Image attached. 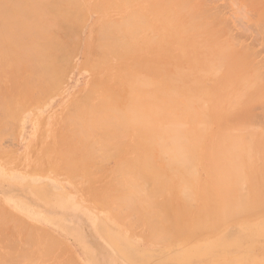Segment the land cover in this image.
<instances>
[{"label":"rangeland","instance_id":"1","mask_svg":"<svg viewBox=\"0 0 264 264\" xmlns=\"http://www.w3.org/2000/svg\"><path fill=\"white\" fill-rule=\"evenodd\" d=\"M155 1L156 0H140L138 2V9H142L144 11L143 13L151 22L152 20L156 21L157 16V11L154 10V8L151 6ZM184 1L187 2V6L191 10V12L196 15L197 20L199 19L203 23V26L200 30L202 33L198 40L202 42H204L205 40H209L213 43H217V45L220 46H218L219 49L222 48L225 54L227 53L229 55H232L231 53H233V59L239 58L245 65H248V68L246 67L245 73V75L248 74L247 79L251 74V76L253 77L256 76L257 83L261 84L259 83L260 80L258 79V75L261 76L259 78L262 79L263 77L264 79V0ZM86 2L91 4L94 3L95 0H82V3L85 4ZM117 2L119 1L117 0ZM127 8L128 10L131 9L130 7ZM112 14L114 20H119L121 17L119 13L113 12ZM99 15L100 13H86L78 27L69 31L68 37H70L67 43V50L69 51L68 59L66 62H64L62 72L58 81H56V84H53V86H50L52 90L50 89V87H47L46 89L44 88V90H34L37 91V93L33 91L32 94L27 97L28 99L25 98V100L22 102L18 101L17 104L13 105V108L15 109V115L14 117L13 115H11V120L9 119L3 121L7 115L4 117V113L0 108V264H9L10 262L12 264L13 262L14 264H58V261L61 262L59 264H264V210L258 212H256L255 210V212H253L251 215H242L238 217V219H233L232 222L221 223L217 225V228L215 230H209L207 228L209 231H198L196 232L195 237L193 235H187L186 232H184L178 224V218L181 219L182 222V220H184L183 217L186 215L183 216L182 214V217L178 216V212L183 213V211H185L184 209L186 208L185 204L189 203L187 204L189 206L194 201V196L196 197V195H194L193 191L190 194V202H187L184 198H182L183 201H186V203L184 204L185 201L183 202L181 201V199H177V197L180 198L181 195L183 197V193H181L180 191L177 192L175 190L176 188L174 189L167 187L166 191L163 188L162 190H164L166 193L162 191L161 192L165 195L163 194L162 196L159 194V198H154V196H152L151 194L154 193L153 190L157 183L154 180L152 181V178L149 179L150 177H146L147 175L145 174V172V178L144 176H142V178H144L145 180H141V173L139 174L140 176H138L144 183H146L148 178L147 184L139 182L140 180L137 182L134 180L131 181V179L136 180L138 172L143 171V162L147 160L144 155L146 152H148V156L150 153L152 155V152L150 151L152 148V151L154 152L153 155L155 154L156 156H154L156 158L154 156V158H151V155L149 158L153 159V161L156 162L159 159L157 164L160 163L161 168H159L161 170L163 169V163L158 157L159 154H157L162 150H154L151 140L147 139L148 143L145 142V144L147 145L144 148L146 149L145 151L143 148H141L140 150L136 148L137 150H134V140L136 139V137L134 138V130L130 132L126 131V133H129L127 135L128 139H126L124 136V141L122 139H117L119 143L125 142L124 144L126 145V147L125 145H123V143L122 146H117V142L115 143L114 141H111L113 138V140L117 141L115 138L117 131L114 130L113 132V130L110 129V127L112 126H109L108 130L105 129L108 127L105 125V123L104 130H106V132L110 130V136H112L114 133L115 134L114 136H112L113 138L111 137V140H108L109 144L108 146H106L107 149L105 148L107 152L105 153V151L99 150V154H95L96 157H98H95L94 159L92 158L94 149L96 148V150H98L101 149V147L104 148V146L102 145H105V143H103V139L106 137V133H104L103 136V129L97 127L100 134L98 133V131H96L97 135L95 134L94 137L93 134L92 136L90 130L88 131L87 128L90 124V121H94H87L89 122L87 125L85 121L88 118L87 117L86 119L81 120L80 123H82L81 125H83V129H85V125H87V128L85 130L88 131H86L88 134H91V140L87 138V133H85V135H80V133H78L82 138L81 142L78 141L80 137H77V142L75 139H73L74 142L70 141L72 136L73 138H76V136L78 135L76 134L70 136V133H73L72 131L68 133L70 130L67 132L66 128L73 130L75 126L80 124L79 122H77V124L73 126V123L71 121H66L67 115L71 113L70 110L73 103L79 102L80 100L85 98L88 93L91 92L89 95H92L93 99H87L88 104L91 103V105L95 106V113L97 114V105H95L97 99L95 98L97 93L99 94V92L96 91L94 85L96 83L102 84L107 80L109 85L116 89L115 92L118 91L117 93L119 94L120 91L119 89L121 84L120 81L118 82L120 61L118 59H112L108 67H106V65L98 66L99 69H96L94 67L92 68L86 64V56L89 49L91 48L89 44L92 45L93 42L94 44H96L94 34L96 29L99 27V22H97ZM156 22L158 23V21ZM148 36L154 37L155 33H151ZM137 49L140 56L146 55L147 53H153L152 55H156V53H158L157 50L159 51V49L156 50V48L151 49V51L147 50L146 46H144L141 41L138 43ZM228 51H230L231 53H229ZM161 54H163V52H161ZM172 54H175L173 53V48ZM248 55L250 57H248ZM157 57L159 56L157 55ZM249 60L252 61L250 62ZM188 61L189 59H185L180 62L178 61L175 65L174 63L171 65L167 62L165 66V74L168 75L169 71L174 74L173 71L175 70L176 72V69H178L179 67V70H182V66L184 68V70H182L183 72L186 71L188 73L190 72L189 74H191L194 64ZM255 68L258 69L254 70ZM7 69L8 67L2 69V72H6ZM227 70L229 71V69L226 68L220 69L218 75L221 74V76L224 77L225 75L223 74L224 72L226 74L228 72ZM2 72L0 71V73ZM261 72L263 73V75H261ZM173 74H171L172 77ZM151 75L155 74H149L145 72L143 74L145 78H150L152 77ZM171 75L169 74L168 76ZM6 76L8 77L5 80L4 78H6ZM3 77L4 75L2 76V78ZM4 78L3 81L7 82L9 79V75L6 74ZM203 78L204 80L202 79V81H204V83L208 87L214 86L216 80L215 78L211 76V78L209 77L208 79V75ZM210 81H213V83ZM131 85L133 86V84ZM4 86L7 87L3 84L2 87ZM128 86L129 85H127V87H124L125 91L122 90V94H126L128 90L130 91L132 89H130V86ZM127 88L129 89L127 90ZM5 90L6 88L4 90L1 89L0 91H3V93H5ZM92 90L96 95H93ZM132 91H130L131 94L133 93ZM136 91L137 89L135 90V92ZM255 92L256 90L252 89L249 90L247 94L253 95ZM0 93V95L3 94L2 92ZM117 93L114 94V96L119 105H117L116 107L115 104L114 106L116 108L122 107V110H124L125 108H123V105H125L126 107L129 106V102L126 103L128 101V98L126 99V102L123 101V105L121 106L122 103L117 99ZM29 99L31 100L29 101ZM22 104L27 105V107L23 106ZM126 104H128V106ZM84 106L87 108V105ZM84 106L81 105V111H84L86 109ZM104 106V109L109 110V113L107 111L106 114H111L112 110L109 109L110 106ZM100 107L99 111L101 110ZM101 108L103 109V107ZM115 109H113L112 112L116 111ZM106 110L102 112L105 113ZM234 112L233 122H238L241 124V127L236 129V132L239 131V133H241L243 136L246 135L247 138L249 136L251 137L253 134H258L261 138L262 136L264 137V95L261 100H256V102L252 105L243 106L241 103V105L234 109ZM114 117L112 119L113 121L115 120L117 122L116 124H118V122H121V120L119 121L117 116ZM247 117L249 121L247 119V121L245 122ZM212 122V125H207V130L204 136V149H208L210 147L212 143V141L210 140L212 136H216L219 131L218 128L220 127V125L229 124L228 122L222 121L219 122L221 124H219L218 126V122H216V120H212ZM69 124L71 126H69ZM92 124L93 123H91L90 128H94L97 123L94 125ZM81 125L78 126L81 127ZM97 126L99 125L97 124ZM93 128H91V130H93ZM115 128L118 129L117 135L120 134L119 132L121 131H119V128L122 129V126L117 125ZM139 128V132L141 133L144 128L143 126H139ZM111 132L112 135L110 134ZM101 134L102 138L104 137L103 139H99ZM83 136L86 137L84 141ZM110 136L107 137L110 138ZM63 137H65V140L63 139ZM68 137H70L69 142L67 139ZM143 138L146 139V137L142 136L140 139L141 144H143L144 142ZM110 141L112 143L114 142V144H112ZM88 142L94 143L95 148L90 146L91 143L88 144ZM98 142H102L103 144L99 145ZM135 142H137V139L135 140ZM150 142L151 145L148 146ZM255 142L258 141L255 140L254 143ZM256 144L257 143H255V145ZM87 145L92 147L93 150L90 147L86 148ZM68 146V152L70 150L72 155V157L68 158H78L76 159L77 162L75 161V165H79L78 168L80 166L82 167H80L81 169L79 168L80 171H78L77 173L73 169L76 166H70V162L69 165L65 163V158L67 155L63 152L67 150ZM82 146L86 149H84ZM80 147H82L84 150L82 149L81 151H79L81 149ZM71 148L75 149L76 152L73 151V149L71 151ZM78 148L80 149L78 150ZM108 148H111L109 149L111 150L110 155H107L109 153ZM112 148L116 150L120 149L121 152L119 153V151H114V154L112 152ZM88 149L92 150L90 151L91 154H89V152L86 153ZM135 151H137V154L140 155V158L142 157L141 159H143L144 161H142L140 158L139 160L137 156H135L137 155L135 154ZM73 152L76 153V157L75 155L73 156ZM100 152H104L105 155L103 154V157L99 156ZM83 154L85 156L89 155L91 156V158L86 157L85 159ZM79 156L83 157L80 159ZM259 156L262 160V153L258 155V157ZM135 157L138 159L139 163L141 162V164L137 163V165L135 166V170L133 168L134 164L130 165V170L128 168L127 161L129 162V164H132L135 161ZM87 159H89V161ZM260 159L258 158V161ZM78 160H84V165H86L87 169L83 165V163L78 164ZM150 160L146 163L151 165L152 160ZM261 160L260 162L257 161L258 163L255 162L256 166L264 168V166H262L263 162ZM72 161L74 160H71V162ZM198 161L195 162V165H197L193 169L196 168L197 172H194L197 175L200 183H203L202 181H204L205 184L208 182V172H206L205 169L207 165V156H203L202 154L199 155ZM87 163H91L89 165L92 166L88 165V167ZM123 163H125L126 165ZM121 164H123L125 167H122ZM150 165L146 164V168H151ZM118 166L120 168H125L124 170L122 169L125 174L123 172L121 173V170L119 171V173L124 175H126L125 170H127V174L134 170L132 172V176L135 177L133 178L131 176V173H129L131 177L129 178V181L128 179H126L127 176L124 177L123 175H118ZM137 168L140 169V171L137 172ZM145 171H147V169H145ZM3 172L5 173V177L2 176ZM247 175L251 176V172L250 175L249 173ZM254 175H252L253 177L251 176L250 178L247 176V179L249 178L248 180H252V182L249 183V181L247 180L248 182L246 183L250 184L248 185V187L250 188L247 189V187L244 186L241 189L242 195L251 194L249 191L252 189L251 185L253 184V187L254 182L255 185L257 184V182H261L258 178L259 175H257L258 181H255L257 180V178L256 174ZM126 180L129 182L128 186ZM118 182H120V184ZM130 182H133L134 184L131 185L132 183L130 184ZM136 183H139L138 185L140 187L143 183L145 185L143 186L144 189L148 184L150 185L149 188H146L148 192H146L147 190H144V192H142L144 194L148 193V196H144L143 194V197L146 198L143 199V201H145L141 204L139 203L142 201L141 190H139L140 187L136 188L138 190L137 192L140 191V193L135 192V189L133 190ZM121 184L124 188L120 187ZM117 188L120 193L114 192V190L116 191ZM119 188L124 191L122 192L121 190H119ZM208 188H210V190H214V187L212 185ZM173 189L174 193L176 195L178 194L177 196L175 194L172 195ZM245 189H247L248 192L245 191ZM38 191H46L51 198H49L48 201H44L42 198H40L39 200V198L37 197ZM195 191L196 190H194V192ZM108 193H112L110 194L111 196L115 194L112 196L114 202L111 200V196L109 197V199H107V196H109L107 195ZM130 194H134V196L136 195V198H132L134 196ZM139 194L141 196V199ZM157 194L158 193H156V195ZM116 195L118 196L116 197ZM119 195H121L122 197L128 196L130 198H127V200H125V197H123L124 201L120 199L122 201L120 202L118 199L120 197ZM137 195L139 199L137 198ZM150 195L152 197H150ZM222 196L224 197L223 194ZM61 197L64 200L63 206H59L56 203L61 199ZM103 197L104 200H102ZM223 197L219 198L220 202L223 200ZM131 198L132 200L128 201ZM147 198L148 200H146ZM167 198L169 199V201H166L168 200ZM171 198L172 202L170 201ZM153 200L161 207V209L156 208V211H160L158 220L161 221L159 223L158 220H156V215L159 214H157V212L155 211V206L157 207L158 204L156 205V203L154 202L155 205L153 204V210L151 209L152 204L150 207V203H153ZM197 200L198 198L193 202L194 204L192 203V206L194 207L193 210L192 208L190 209V212L191 210L192 212L190 213L189 210L187 211L188 213H190L187 216V218H189V222L196 216L197 213H200L199 211H202L203 205L200 203H196ZM18 201L28 208L32 209L36 213L44 214L45 216H47L52 224L49 221L47 223H41L40 221L30 220L24 213L17 209L16 203ZM126 201H128L126 203L127 208L131 206L130 209L133 208L131 204L136 205V201L141 205V209L145 206L148 214L143 210H141L143 211L141 212V214L145 215L146 213L148 217L144 215H141L142 217L144 216L143 219L142 217H140V207L138 208L139 212L137 215L136 209V212L133 211L134 208L131 209L133 211V213H131V211H129V209H127L126 207H121L122 205H124L123 202ZM117 202H120L122 205L119 204L121 206H118ZM165 204L166 206L168 204L172 207L170 208V211L174 209L173 214L175 215H172V212H169V210V213H167V208H164ZM181 204L183 207H181ZM162 208L165 210H162ZM181 208H184L183 211ZM189 208L190 207H188V209ZM151 211H154V213H156L154 214ZM162 211L164 212L162 213ZM166 213L169 215H166ZM149 214L151 220L156 218V221H153L154 224H156H153L154 226H152L154 227L153 229H155L156 233H160L157 231H160L164 228L163 224L166 221L171 222L174 220L175 222L173 221V223L175 224V230L169 228L171 230L169 231V233L171 234H167V231L165 235L160 236L162 238H159L158 236L159 239H157V236L155 237L149 232L152 227L150 229L148 227L151 224H148L149 226L147 227V223L149 222ZM162 214L169 216L170 220L168 219L169 221L166 220L162 223ZM184 214H186V212H184ZM171 216H174V218H172ZM140 218L142 220H140ZM165 218L167 219V217ZM167 224L165 223L164 225ZM169 224L167 226H169ZM167 226H165V228H168ZM157 227L158 230H156ZM103 231H108L111 233V235H117L118 237L121 236V238H119L121 241L119 243L120 249L118 248L117 244L114 245L108 241L107 237L105 236V232ZM172 231L177 234V237H175L176 234H172L174 233ZM29 234L32 237H30ZM166 234L169 235V237H167ZM150 235L155 238H151ZM172 236L175 237V239H173ZM164 237H166L167 239L169 238V241L166 240V238L163 241ZM171 238L172 240H170ZM81 241H83V244L86 246H83ZM166 241H168V243H166ZM197 241L200 243L198 246H196ZM220 242L222 243L220 244ZM25 246H27L28 248ZM11 258H13V260ZM141 258H143V260H141Z\"/></svg>","mask_w":264,"mask_h":264},{"label":"bare ground","instance_id":"2","mask_svg":"<svg viewBox=\"0 0 264 264\" xmlns=\"http://www.w3.org/2000/svg\"><path fill=\"white\" fill-rule=\"evenodd\" d=\"M118 1L119 2H117V0H95L94 3L90 4L86 2L84 4L82 3V0H0V71L2 72V69L8 67L6 72L5 71L3 72L9 75V79L6 82L3 81V78L5 77L6 74L3 72L0 73V90L1 89L4 90L6 88L5 93H3V91H0L3 93L2 95H0V108L1 111L4 113V115L3 114L2 115L4 117L7 115L6 116L7 118L5 117L3 121L9 120L12 117L11 115H13L14 117L15 109L13 108V105L17 104L18 101L21 102L24 101L25 98L29 97L34 90H44V88L46 89L47 87L49 88L50 86H53V84H56L55 82L58 81L62 72L64 62L67 61L69 55L68 53L69 51L67 50V43L70 37V36L68 37L69 31L71 29L78 27V25L81 23L84 16L86 15V13L88 14L91 12L100 13L99 18L97 20V22H99L98 23L99 27L96 29L94 34L96 44H94V42L92 43V45L89 44L91 48L89 49L86 56V64L92 68L94 67L96 69H99L98 66L106 65V67H108L112 59L114 58L118 59L120 61L119 76H118V82L120 81L121 84L119 89L120 91L119 94L117 93L118 91L115 92L116 89H114V87L109 85L107 80L102 84L96 83L94 85L95 86L94 88L96 89L97 92H99V94L98 93L97 95L94 94L93 90L92 93L93 95H96V98L95 96L94 98L97 99L95 105H97L96 107L98 113L97 114L95 113L96 108L94 105H91V103H89L90 105L88 104L87 99L89 98L93 99L92 95L91 96L89 95L91 93L90 92L87 94L88 96L86 95V97L80 100L79 102L73 103L72 108L70 110L71 113L66 117L67 118L66 121L67 122L71 121L73 123V126H75L77 122L80 123L81 120H84L88 117L85 120L87 125L89 123L87 121L89 120H93L94 122L90 121L88 128L87 125L85 124L84 125L86 126L85 129L87 128L88 131L90 130L92 136L94 134L95 137V134L97 133L96 131H98L97 127L103 129L102 131L103 133L101 132L103 136L104 133H106V137L105 138L103 137L104 139L102 138V134L99 138V139H103V143H105V145L102 142L101 143L98 142L99 145L103 144L102 146H104V148L101 147V149L97 148L98 150H96V148L94 147L95 144L90 142L92 144L91 145L88 142L90 146L95 148L92 153L93 156L92 158L95 159L96 155L99 154L98 153L99 150L101 151L103 150L105 151V153L107 152L106 146H108L109 144L108 140H111V137L114 136L115 134L114 133L112 135L111 132L110 134L112 136H110L109 135L110 130L108 132L104 130L105 123H106L105 125L108 126L105 129L108 130L109 126H112L110 127V129H112L113 132L114 130L118 132V129L115 128L117 125L122 126V129L119 128V131H121L119 132L120 134L117 135V132L115 131L117 136V137L115 136L116 140L117 139L123 140L124 137L128 139L127 138V135L129 134L128 132L134 130V134H135L134 138L136 137L137 139V142H135L136 139L134 140V148H135L134 150L137 149L140 150L141 148L144 149L147 146L145 144V142H147V139L151 140L152 147H154V150L157 151L162 150L159 153H157L159 154V156L158 155L157 156L161 159L160 161L163 163L162 164L163 169L162 170L160 169L161 168L160 163L157 164L159 160L158 158H157L158 160L155 159L157 160V162L151 159L155 155V154L153 155L154 152L152 151L153 149L152 147H151L152 149L150 150L152 152V155L150 153L148 156L147 155L148 152H146L144 155V157L147 159L146 160L144 158L146 161L141 159L142 157L140 158V155H138L137 151H135V154H137L135 156H137L138 159L140 158L142 161L145 162V163L143 162L142 165L143 171H140V169L137 168V172L140 171L138 172L137 176L141 173L140 174L141 180L142 179L145 180L144 178L146 174L147 175L146 177H150L149 179L152 178L151 180L152 181L154 180L157 183V185L153 190L155 195L154 193L151 192L152 193L151 195L154 196V198L156 199L159 198L160 195L163 196L164 193L162 192H165L166 188L170 187L174 189L176 188L175 190L177 192L180 191L181 193H183V197L180 194L181 195V196L179 195L180 198L177 197V199L179 200L181 199V201H183L182 198H184L187 202H190L189 201L191 197L190 194L193 191L194 195H196V197L193 195L195 198L194 201L198 198L196 203L202 204L203 207H202V211H199L200 213H197L196 216L189 222L188 220L189 218H187V216L192 212L194 208L192 206V203L194 201L191 200L193 201L190 204L191 206L190 205L188 206L187 204L189 203H186L185 200H184L185 202L183 201L184 204L186 203L185 204L186 208L185 207H184L185 209L181 208L182 211L183 209L185 211H183V213L178 212L179 213L178 216L182 217V214L183 216L184 215L186 216L183 217L184 220H182V222L181 219L178 218L179 220L178 224L180 225V228L184 232H186L187 235H193L195 237L196 232L198 231H206L208 229L215 230L217 228V225L221 223L232 222L233 219H238V217L242 215H247V216L251 215L253 212H255V210L256 212L264 210V168H261L259 165H258L259 167L256 166V163L260 162L261 160L260 156L258 157V155H260L261 153H262L261 161L263 162L262 166H264V137L262 136L261 138L258 134L257 135L253 134L250 137L249 135L251 134H249L248 135L249 137L247 138L246 135L243 136L241 133H239V131L236 132V129L241 127V124L238 122H233V116L235 113L234 109H236L239 105H241V103L243 106H247L254 104L258 99L261 100V98L264 95L263 77L261 79L259 78L261 76L258 75V79L260 80L259 83L261 84H258L256 76L253 77L251 76V74L247 79L248 74L245 75V73H246V67L248 68V65H245L242 60H240L239 58L233 59L232 56L233 53H231L230 51L228 52L231 53L232 55L226 53L227 55H229L227 56L225 52L222 50V48L219 49L220 46L217 45V43H213L209 40H205L204 42L198 40L202 33L200 30L203 26V23L199 19L197 20L196 15L191 12L189 7L187 6L186 1L156 0L155 2H153L151 6L154 8V10L157 11L156 21H158V23L155 20L154 21L152 20V22L148 20V17L143 13L144 11L142 9H138L139 8L138 2L140 0H118ZM127 7H130L131 9L128 10ZM113 12L120 14L121 17L119 20L113 19V14H112ZM151 33H155L156 37L148 36ZM140 41L144 44V46H146V49L149 51H151V49L153 48H156V50L159 49V51L157 50L158 53H156V55H152L153 53L152 54L147 53L146 55L140 56L137 49L138 43ZM172 48H173V53L175 54H172ZM161 52H163V54H161ZM157 55L159 57H157ZM248 57L250 56L248 55ZM185 59L186 60L189 59L188 62L194 64V67L193 68L191 67L192 68L191 74H189L190 72L188 73L186 71L184 72H186L187 74L184 73L182 71L184 70L183 66L181 67L182 70L181 69L179 70L180 67L176 69L177 73L175 72V70L173 71L174 74L171 73V71H169V74L170 75L173 74V77L172 75L168 76L169 74L168 75L165 74L166 71L165 66L167 62L170 63L171 65L174 63L175 65L176 62L178 61L180 62ZM222 68L229 69V71L227 70L228 72L226 74L224 72L223 74L225 75L224 77L221 76V74L218 75L219 70ZM257 69L258 68H255L254 70ZM144 72L149 74L154 73L155 75H151L152 77L150 78L147 77L145 78L143 76ZM3 75L4 77L2 78ZM207 75H208V79L209 77L211 78V76L216 79V80L214 79L215 80L214 86L208 87L204 83V81H202V79L204 80L203 77ZM261 75H263L262 72ZM7 77L8 76H6V78L4 79L6 80ZM210 82L213 83V81ZM2 83L7 87L5 86H4L5 88L2 87L3 85ZM131 84H133L134 87ZM127 85L130 86V87L128 86L130 89L132 88L130 91L134 89L132 91L133 92L132 94L128 90L129 88H127L128 91L126 94L125 93L122 94L123 93L122 90L125 91L124 87H127ZM136 89L137 91L135 92ZM252 89L256 90V92L253 95L247 94L248 91ZM34 92L37 93V91ZM116 93L118 95L117 99L119 100V102L122 103L121 106L123 105V101L126 102V99L128 98V101L126 103L129 102V106L128 104H126L128 107L123 105V108H125L124 110H122V107L116 108L117 105H119V103L117 102L114 96V94ZM30 100L31 99H29V101ZM103 104L109 105L110 106L109 109H111L112 111L113 109L116 108L115 109L116 111L112 112L110 110L111 114H106L107 111L109 113V110L104 109L105 106ZM22 105L27 107V105L24 104ZM81 105L82 106L87 105V108L84 106L86 109L84 111H81L80 110ZM100 106L103 107V109ZM99 107L101 109L100 111H99ZM104 110H106L105 113L102 112ZM114 116H117L119 121L121 120V122L120 123L118 122V124H116L117 122L115 120L113 121L112 119ZM247 119L248 117L246 118L245 122L247 121ZM212 120H216V122H218V126L219 124H221L219 122L222 121L228 122L229 124L226 125L222 124L220 125L219 128L216 126L219 129L218 133L216 134V136L215 135L212 136L210 140L212 141L210 147L208 149H204L205 146L204 136L207 130V125L209 124L212 125L214 122V121L212 122ZM91 123H93L92 125L96 123L99 125L97 126L96 124L95 126L96 128L94 127L97 130H95L93 127H91L93 128V130H91L90 128ZM81 124L82 123L78 125ZM78 125L75 126L74 129L72 128L73 130L66 128L67 132L70 130L68 133L72 131L73 134L70 133V136L77 134L78 135L76 136L77 138L80 137L78 133H80V135L82 134L85 135V133L88 132L87 130L83 129L84 128L82 127L83 125H81V127ZM69 126L71 125L69 124ZM139 126L140 127L143 126L144 128V129L142 128L143 131L141 133L139 132L140 130ZM126 131L128 132L126 133ZM91 134L89 133L87 135V138L89 140H91V136H90ZM107 136H110V138ZM142 136L146 137V139L143 138L144 139L143 144L140 143V139ZM83 137H84L83 138L84 141L86 137L85 136ZM64 138L65 137H63V139ZM76 138H73L72 136L71 138L72 140L70 139V137H68L67 139L68 142L69 139L72 142H74L73 139H75L77 142L78 138L77 139ZM113 139L111 141H114L115 143L117 142L118 143L117 146H122V143L123 145H125L124 144L125 142L119 143L118 140L115 141ZM81 140L82 138L80 137L78 141L81 142ZM255 140L258 141L255 142L257 143L256 145L254 143ZM114 142L111 143L114 144ZM149 145H151V142L150 144H148V146ZM69 146L67 150L63 152L64 154L67 155V156L65 155L66 156L65 163L69 165L70 162L71 163L70 166L73 167L76 166L75 167L76 169L75 168L73 169L77 173L78 171H80L82 167L80 166L81 168L79 167L80 168L79 169L78 168L79 165L78 166L75 165V161L77 162L76 159L78 158L75 159L68 158V157H72L70 150L68 152ZM90 146L87 145L86 148H89ZM82 147H80L81 149L78 148V150L80 149L79 151H81L83 148L86 149L85 147L83 148ZM92 147L90 148L92 149ZM72 149L73 148H71V151ZM109 149L111 148H108V150ZM88 150L86 151V153L89 152V154H91L90 151H92L93 149L92 150L88 149ZM112 150L114 154H115L114 151H119V153L121 152L120 149L116 150L112 148ZM145 150L146 149H144V151ZM73 151H75V149H73ZM75 152H73L72 154L73 156L75 155L76 157L77 155ZM108 152L109 153L107 155H110L111 150H109ZM105 153L100 152L99 156L103 157ZM201 154L203 156H207V165L205 169L206 172H208L207 181L209 183L207 182L205 184L204 181H202V179L201 181L203 183H200L197 175L195 174V172H197L196 168L193 169L194 167H196L197 164L195 165V162L198 161L199 155ZM150 155L151 158H149ZM83 156L85 159L86 157L91 158V156L89 155L85 156L83 154ZM83 156H79V158L81 159ZM257 157L260 159L259 161ZM137 158L136 157L134 158L135 161L137 162L134 161V163L132 164L131 163L129 164V162L127 161L128 168L130 165L134 164L133 168L135 170V166L137 165V163H139ZM150 159L152 160V163L154 162L153 164L151 163V165L146 163L149 162ZM71 160H74L72 161L73 163L71 162ZM87 160L89 161V159ZM81 161H79L78 164L83 163L84 165V160ZM89 164L87 163V166ZM123 164H121L122 167L124 166ZM139 164H141V162ZM146 164L150 165L151 168L150 167L146 168ZM84 166L86 167V165ZM122 167L121 168L119 167L120 169L119 168L117 169L118 175L120 174L123 175L124 177L126 176L128 177L129 173H131L132 176V172L134 170H132V172H129L128 174H127V170H125L126 175H124L125 172H123L122 169L124 170L125 168ZM145 169H147V171H145ZM119 171L121 173L123 172L124 174L119 173ZM250 172H251V176L256 174V178L257 175H259L258 178L261 182L259 183L257 182L256 185L254 182L253 187H252L253 184L251 185L252 189L249 190L251 194L242 195L241 189L244 186H246L247 189L250 188L248 187V185L250 184L246 183L248 181L249 183L252 182V180L251 181L248 180L251 176H248L247 174L249 173L250 175ZM2 176L5 177L4 172ZM137 176H136V180L131 179V181L132 180L136 182L139 181L140 177L138 176L139 177L138 178ZM142 176H144V178H142ZM247 176L249 177L248 179ZM127 177L126 179L130 181L129 179L131 178L130 175L128 178ZM132 177L134 178L135 176ZM258 178L257 180L255 179L253 180L258 181ZM141 180L139 182H143ZM147 182H148V178L146 183L144 182L143 183L147 184ZM118 183L120 184V182ZM128 183L129 182L127 181V186L129 185ZM143 183L141 186L142 189L138 185L139 183L138 184L136 183L135 188H133V190L135 189L134 191L137 192L138 190L136 188L140 187L139 190H141L142 199L140 194L139 196L142 201L143 199L146 198L143 197L144 193L142 192H144V190H147L146 188H149L150 186L148 184L147 187H145L144 189L143 186L145 185ZM130 184L133 185L134 183L130 182ZM211 185L214 187V190H210V188H208ZM120 187H123L122 184L120 185ZM163 188L165 191L162 190ZM174 189L172 195L175 194ZM247 189H245V191L248 192ZM119 190H121V188H119ZM194 190L196 191L194 192ZM121 191L123 192L124 190ZM114 192L120 193V191H118V188L116 189V191L114 190ZM146 192H148V190ZM137 193H140V191ZM156 193L158 194L156 195ZM110 194L112 193L107 194L109 195L107 196V199H109V197L111 196ZM222 194L224 195V197L222 196ZM37 195H38L37 197L42 198L44 201H48L49 198H51L46 191H38ZM151 195L150 197H152ZM112 196L110 198L114 202ZM117 196L118 195H116V197ZM119 196H120L118 198L119 201L120 202H122L121 200L124 201L123 197L125 196L123 197L121 195ZM132 196H134V194ZM144 196H148V193L147 194L145 193ZM220 197H223V200L221 202L219 199ZM127 198L130 197L128 196L125 197V200H127ZM132 198H136V195ZM132 198L129 199L128 201L132 200ZM102 200H104V197L102 198ZM146 200H148V198ZM128 201L123 202L124 205H122L120 202H117V205L118 206L122 205L121 207L124 206L127 208L126 203ZM142 201L139 203L140 204L144 203L145 200L143 202ZM166 201H169V199ZM170 201L172 202V198ZM152 202L153 203H150V207L152 204L151 209L153 210L155 201L153 200ZM56 203L59 206H63L64 200L61 197V199L58 200ZM139 203L136 201L135 202L136 205L131 204L134 208L131 209H133V211H135L136 209L137 211L136 215H137L139 212L138 208L140 207L139 208L140 217H142L141 215L144 214H141V212L143 211L147 212V210L145 206L144 208L141 209V205ZM157 204L158 203H156V205ZM170 205L167 204L166 206L165 204L166 207L164 206V208H167L166 210L167 213L172 212V215H175L173 214L174 209L170 211V208H172ZM130 207L131 206H129L127 209H129V211L133 213ZM181 207H183L182 204ZM188 207L190 208L188 209ZM156 208L161 209L159 204L157 205V207L155 206V211ZM191 208L192 210L190 212ZM162 210L165 209L162 208ZM188 210L190 213L187 212ZM151 212L154 213V211ZM156 212L159 215H156L157 219L156 218L155 219L158 220L159 219L158 217L160 216V211L159 212L156 211ZM163 212L164 211H162V213ZM184 212H186V214H184ZM167 213L166 215H169ZM164 215L165 214L161 215L163 216L162 223L163 221L165 222L168 219L170 220L169 216L166 215L164 216ZM144 216H147L146 213ZM165 217H167V219ZM171 217L174 218V216ZM150 218L151 217L149 214V218H148L149 222L148 221H147L148 223L146 222L147 227L151 224L148 227L149 229L156 224V223L154 224L156 220L155 219L151 220ZM142 219L140 218V220ZM160 221L158 220V223ZM173 221L171 222L169 221L170 224L169 222L166 221L165 223L166 224L168 223L169 226L170 225L171 226L170 227L167 226L168 224L164 225L165 224L164 223L163 224L164 228L165 226H167L168 228H165L166 229L165 230L162 226L163 229L162 230L159 229L160 231H157L160 232L159 234L155 232V229H153L154 227H152L151 228L152 230L150 229L149 232L153 236L155 237L157 236V239L162 238L160 236L165 235L167 231H168L167 234H171L169 233V231H171L170 229H174L175 226ZM156 230H158V227L156 228ZM103 232H105V236L107 237L108 241L114 245L117 244L119 248V243L121 242L119 238H121V236L118 237L117 235H111V233L108 231H103ZM172 234H176V233L174 232ZM152 235H150V237L154 239L155 237H152ZM30 237L32 236L30 235ZM167 237H169V235H167ZM175 237H177V234L175 235ZM175 237H173V239H175ZM165 238L166 237L163 238V241ZM166 240L169 241V238L168 239L166 238ZM170 240H172V238ZM168 241H166V243H168ZM221 243L222 242H220V244ZM199 244L200 243L197 241L196 246H198ZM11 259L13 260V258ZM141 260H143V258H141ZM9 264L12 263L10 262Z\"/></svg>","mask_w":264,"mask_h":264},{"label":"crops","instance_id":"3","mask_svg":"<svg viewBox=\"0 0 264 264\" xmlns=\"http://www.w3.org/2000/svg\"><path fill=\"white\" fill-rule=\"evenodd\" d=\"M38 198H39V200H40V197H38ZM17 203H18L19 205H18ZM17 203H16V207H17V209L20 210L22 213H24L26 216L28 215L27 217H28L30 220L40 221L41 223H43V222L47 223L48 221L50 222L49 218H48L47 216H45L44 214H41V215L43 216V217H42L39 213H36V212L33 211L32 209H30V208H28L27 206L23 205L21 202H20V203L17 202ZM21 204H22V205H21ZM19 207H20V209H19ZM30 211H32V212H30ZM29 216H30L31 218H30ZM35 217H37V218H35ZM41 217H42V218H41ZM50 223L52 224V222H50ZM81 243H82L83 246H86V245L83 244V243H84L83 241H81ZM57 263L59 264V263H61V262L58 261Z\"/></svg>","mask_w":264,"mask_h":264}]
</instances>
